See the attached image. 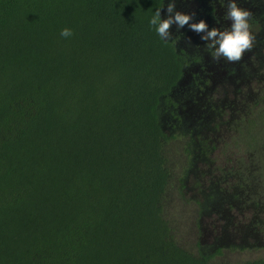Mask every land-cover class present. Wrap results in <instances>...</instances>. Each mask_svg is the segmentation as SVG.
Masks as SVG:
<instances>
[{
	"label": "trees",
	"instance_id": "obj_1",
	"mask_svg": "<svg viewBox=\"0 0 264 264\" xmlns=\"http://www.w3.org/2000/svg\"><path fill=\"white\" fill-rule=\"evenodd\" d=\"M167 2L0 0V264H264L194 256L163 218L190 64L149 26ZM231 126L264 198V99Z\"/></svg>",
	"mask_w": 264,
	"mask_h": 264
},
{
	"label": "rangeland",
	"instance_id": "obj_2",
	"mask_svg": "<svg viewBox=\"0 0 264 264\" xmlns=\"http://www.w3.org/2000/svg\"><path fill=\"white\" fill-rule=\"evenodd\" d=\"M187 1L190 11L203 0ZM242 1L247 0L236 3ZM163 18H167V12ZM225 27L226 23L216 28ZM172 28L181 35L176 25ZM184 32L189 35L177 38L179 47L196 51L191 43L201 44V35L187 25ZM251 33L255 37L253 48L239 62H217L207 48L198 47L201 54L209 57L206 63L213 69L215 87L209 80L205 95L196 98L194 92L184 91L189 83L185 77L180 89L185 96L180 98L179 107L183 124L167 131L177 140L166 147L171 176L163 201V218L181 248L194 256L208 257L212 263L264 259V198L252 199L251 194L247 195L248 186L245 190L236 187L239 166H246L248 157L234 145L231 131L235 121L249 117L264 99V32ZM160 117L166 127L168 115L161 113Z\"/></svg>",
	"mask_w": 264,
	"mask_h": 264
},
{
	"label": "clouds",
	"instance_id": "obj_3",
	"mask_svg": "<svg viewBox=\"0 0 264 264\" xmlns=\"http://www.w3.org/2000/svg\"><path fill=\"white\" fill-rule=\"evenodd\" d=\"M163 8H158L148 23L155 33L165 41L172 39L173 32L171 29L173 25H176V30H181L187 25L191 31L201 35L212 59L217 62L220 59L230 63L239 62L243 58V54L253 48L255 37L250 30L251 13L239 7L236 0H228L224 19L230 21L231 24L224 30L216 27L210 29L204 19L194 22L195 13H183L177 10L176 0H168L166 19H161V9ZM60 35L68 38L73 35V31L64 28Z\"/></svg>",
	"mask_w": 264,
	"mask_h": 264
},
{
	"label": "flooded vegetation",
	"instance_id": "obj_4",
	"mask_svg": "<svg viewBox=\"0 0 264 264\" xmlns=\"http://www.w3.org/2000/svg\"><path fill=\"white\" fill-rule=\"evenodd\" d=\"M187 0H176V8L177 10L181 12L186 13H195L194 22H199L200 19H204L207 24L209 25V28L212 27H219L221 24L226 23L225 28L230 27L231 22L225 21L224 16L227 9L228 0H203L201 4L198 6H195L193 10H188V7H186ZM183 5V6H182ZM239 7L250 11L251 18L249 20V24L251 26L250 30H258V32L262 33L264 32V1L263 0H247L242 1L239 4H237ZM249 5V6H248ZM199 8V10H198ZM166 12V9L164 10L163 14ZM164 19V18H163ZM174 34L172 36V39L169 41H175V44L178 48V39L177 38H183L186 39L189 35L188 32L183 33V29L181 35H179L177 32H174V29L171 30ZM191 33V32H190ZM257 36V35H256ZM190 43V42H189ZM188 43V44H189ZM200 44V43H199ZM197 43H191V45L196 47V51H191L187 48H180L187 51L189 56L190 64L185 68L184 77L182 82L180 83V89H182L183 85L185 84L186 80L185 77L188 79V86H184V91H192L196 94V98L203 97L205 94V91L208 90V81H211L212 88L215 87L216 79L211 74L213 71L212 68L208 67L206 60L208 57L207 54H201L200 48H206L205 42L203 41L200 45ZM200 48L198 49V47ZM197 58L196 61L194 59ZM210 72V73H209ZM177 92V97L182 98L185 96V94L181 93V91ZM180 107V103L178 105ZM180 114V112H179Z\"/></svg>",
	"mask_w": 264,
	"mask_h": 264
}]
</instances>
